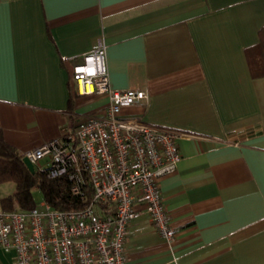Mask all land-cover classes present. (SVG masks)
Here are the masks:
<instances>
[{"label": "crops", "instance_id": "obj_1", "mask_svg": "<svg viewBox=\"0 0 264 264\" xmlns=\"http://www.w3.org/2000/svg\"><path fill=\"white\" fill-rule=\"evenodd\" d=\"M263 24L264 0H0L3 137L23 153L100 112L71 73L102 40L110 86L147 93L121 115L183 133L159 181L175 234L141 213L127 264H264V76L246 58Z\"/></svg>", "mask_w": 264, "mask_h": 264}, {"label": "built area", "instance_id": "obj_2", "mask_svg": "<svg viewBox=\"0 0 264 264\" xmlns=\"http://www.w3.org/2000/svg\"><path fill=\"white\" fill-rule=\"evenodd\" d=\"M73 83L78 94L106 96L104 108L74 118L23 156L47 178L65 177L71 193L88 201L69 210L43 199L26 210L0 204V248L12 252L13 264H127L128 224L141 213L165 239L175 234L159 181L176 169L183 133L121 115L147 93L110 86L102 40L76 60Z\"/></svg>", "mask_w": 264, "mask_h": 264}, {"label": "trees", "instance_id": "obj_3", "mask_svg": "<svg viewBox=\"0 0 264 264\" xmlns=\"http://www.w3.org/2000/svg\"><path fill=\"white\" fill-rule=\"evenodd\" d=\"M246 58L251 75L264 76V24L258 30L257 43L246 49ZM72 100L73 93L69 98V109H72ZM22 158L23 153L6 142L0 128V185L13 184L12 192L0 197L4 209L35 207L38 202L34 199L33 189H38L42 199L56 209H76L87 203L88 198L79 199L71 193L70 182L65 177L47 178L37 171L31 173Z\"/></svg>", "mask_w": 264, "mask_h": 264}, {"label": "rangeland", "instance_id": "obj_4", "mask_svg": "<svg viewBox=\"0 0 264 264\" xmlns=\"http://www.w3.org/2000/svg\"><path fill=\"white\" fill-rule=\"evenodd\" d=\"M12 190L13 184L11 182L3 183L1 185L2 196L12 192ZM33 196L37 202H40L42 200V194L38 189H33Z\"/></svg>", "mask_w": 264, "mask_h": 264}, {"label": "water", "instance_id": "obj_5", "mask_svg": "<svg viewBox=\"0 0 264 264\" xmlns=\"http://www.w3.org/2000/svg\"><path fill=\"white\" fill-rule=\"evenodd\" d=\"M22 160H23V162L25 163V165H26V167L28 168V170H29L31 173H34L35 170H34L33 164L28 160V158H26L25 156H23Z\"/></svg>", "mask_w": 264, "mask_h": 264}]
</instances>
